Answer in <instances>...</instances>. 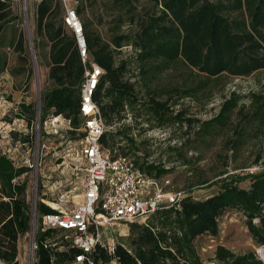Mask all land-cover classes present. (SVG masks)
<instances>
[{
	"label": "trees",
	"instance_id": "trees-1",
	"mask_svg": "<svg viewBox=\"0 0 264 264\" xmlns=\"http://www.w3.org/2000/svg\"><path fill=\"white\" fill-rule=\"evenodd\" d=\"M11 5L12 0H0V34L12 19ZM101 5L103 8L96 16L107 22L105 36L94 27L92 17L82 21L92 55L90 60L105 70L94 100L107 125L122 121L126 107L130 106L152 115L158 124L194 126L199 119L184 117L185 109L173 114L182 98L200 101L204 96L208 100L213 94L211 82L225 75H250L264 69V0H112L103 1ZM84 9V3L77 2L79 16ZM62 11L60 0L56 3L41 0L36 10L37 31L51 41L48 76L53 86L43 94V107L45 112L53 108L54 115L70 118L74 132L83 121L80 101L85 63L75 35L71 30V33L66 32L61 22ZM57 21L60 22L57 24ZM12 40H17L16 49L23 54L18 56L20 60L26 56L24 36L20 33L14 38H0V43ZM125 45H131L132 52L122 55ZM2 63L0 61V67ZM176 63L186 66L189 74L175 85V97L171 91L166 97L164 93L158 97L152 89L146 91V96L142 95L131 79L134 75L131 68L135 64L138 75L150 81ZM248 96L250 102L246 105L240 103L243 96L235 90L225 95L219 112L202 121L198 132L207 133L219 125H230L232 114L237 110L239 119L232 138L235 146L240 143L246 125L256 123V132L264 136V90L252 91ZM20 106L22 110L18 115H26L23 110L31 107L26 103ZM123 129H106L101 137L104 148L118 149L112 154L113 158L129 155L126 145L129 141L123 142L125 139L134 142L133 137H124ZM133 161L149 176L161 177L167 171L165 165L145 159ZM29 169V166L16 167L0 147V258L10 264H19L13 262L18 254V240L31 226L27 182L18 180ZM245 178H250L248 187L240 185ZM209 184H219L220 188L202 199L189 195L181 201L180 207L157 209L151 213L147 224L132 223L133 252L122 244H116L113 253L99 245L93 252L94 260L99 263L116 259L117 264H204L194 240L203 233L217 235L219 217L230 207L239 208L245 214L253 238L263 244L264 166L254 174L233 172ZM38 210L41 213L56 211L45 202L39 204ZM53 231L55 229L40 231L38 240L51 236ZM77 251L71 247L55 251L57 263L73 258ZM52 253L51 247L40 242L35 264H55L51 261ZM215 261L218 264H264L253 250L236 252L223 244L216 247Z\"/></svg>",
	"mask_w": 264,
	"mask_h": 264
},
{
	"label": "rangeland",
	"instance_id": "rangeland-1",
	"mask_svg": "<svg viewBox=\"0 0 264 264\" xmlns=\"http://www.w3.org/2000/svg\"><path fill=\"white\" fill-rule=\"evenodd\" d=\"M41 0H12V19L0 34V38L10 39L20 33L24 36V56L13 67L15 80L12 89L0 92V146L14 161H24L30 169L18 180L27 182V198L38 207L41 202H49L51 207L72 206L81 199L83 173L75 169L77 151L80 147L82 130L72 132L73 127L63 115H54L53 108L45 112L43 94L53 86L48 76L50 70L51 41L37 31L36 10ZM58 0H53L56 3ZM62 2L63 11L65 6ZM112 0H79L85 9L80 14L84 21L93 18L94 27L102 35H106L107 22L101 21L97 11L103 6L101 2ZM95 16H93L94 14ZM60 21H57V24ZM61 22L66 32L70 29ZM131 45L122 47V55L131 53ZM89 54L87 60L91 59ZM135 65L131 68L132 81L137 83L141 94L146 96L148 89L155 90L158 97H166L169 92L175 95L179 84L189 74L182 63H176L169 70L154 75L150 81H145L138 75ZM204 80V79H203ZM213 94L210 99L200 101L192 97H184L174 107L173 114L181 108L185 109L184 117H197L199 122L194 126L187 124H158L152 115H148L138 107H126L125 117L107 129L116 131L124 128V137H133L134 142L125 139L123 142L129 148L127 154L132 159L148 160L158 165H165L167 171L161 176L171 180L174 189L185 190L194 198L202 199L216 193L219 184H209L210 181L229 173L243 174V168L248 166H264V136L256 132V123L246 125L244 134L238 145L232 143L238 123L237 110L232 114L233 122L228 126L219 125L207 133L199 130L202 121L214 117L220 109L225 95L237 91L243 97L240 103L248 105L249 94L252 91L264 90V69L250 75H225L210 83ZM209 86V85H208ZM18 87V89L16 88ZM16 88V89H15ZM168 89V92L166 91ZM166 91V92H165ZM168 93V94H167ZM20 103L31 105L26 113L25 126L18 130V122L12 124L22 110ZM53 116H57L53 119ZM32 119V121H31ZM50 119L48 124L45 120ZM10 123V124H9ZM15 127V129L13 128ZM17 127V128H16ZM111 154L118 149H109ZM250 178L240 182L248 187ZM44 199V200H42ZM46 203V202H45ZM150 214L143 215L125 225H116L105 229L106 241L122 244L134 251L131 242V224H147ZM64 231L56 230L54 236L59 240L58 247L64 249L68 242L63 240ZM194 244L204 264H218L215 261V251L223 244L236 252L247 250L257 251V242L247 225L245 214L236 207L227 208L219 217V233L198 235ZM18 252L21 253V264H27L30 252V235L28 232L18 240ZM99 264H117V261Z\"/></svg>",
	"mask_w": 264,
	"mask_h": 264
},
{
	"label": "built area",
	"instance_id": "built-area-1",
	"mask_svg": "<svg viewBox=\"0 0 264 264\" xmlns=\"http://www.w3.org/2000/svg\"><path fill=\"white\" fill-rule=\"evenodd\" d=\"M62 1L65 6L63 22L75 35L77 48L85 63L80 101L83 121L78 128L84 135L80 140L74 163L75 169L83 173L82 193L81 199L75 201L71 207H53L56 211L52 212L41 213L36 202L30 203L31 226L28 231L30 252L27 264H35L37 261L40 242L52 248L51 261L55 264H99L93 258L96 247L100 245L110 253H113L116 247L115 242L105 240V229L128 224L157 209L172 205L180 207L181 201L189 196V193L174 189L168 178L143 173L135 166L129 155H118L113 158L110 150L103 147L101 137L107 125L94 100V93L105 70L90 59L87 64L89 51L83 21L77 11L78 0ZM25 117L24 114L18 115L12 123L16 124L19 121L16 128L20 131L21 126H25ZM56 117L53 116V119ZM49 120L46 119L45 124H48ZM67 121L71 123L70 118H67ZM5 154L16 167L27 166L24 161L16 162ZM261 168L263 167L258 165L248 166L242 169V173L254 174ZM45 202L50 205L49 202ZM48 229L64 231L62 241L68 242L67 247L64 249L58 247L59 240L54 236L55 231L51 236L38 240L37 234ZM70 247L78 249L73 258L57 263L55 251L68 250ZM256 254L264 261V243L257 248ZM13 262L21 264V253L18 252ZM0 264L10 263L0 258Z\"/></svg>",
	"mask_w": 264,
	"mask_h": 264
},
{
	"label": "crops",
	"instance_id": "crops-1",
	"mask_svg": "<svg viewBox=\"0 0 264 264\" xmlns=\"http://www.w3.org/2000/svg\"><path fill=\"white\" fill-rule=\"evenodd\" d=\"M16 44L17 40L0 43V61L3 62L0 67V92L14 88L13 67L17 66L18 56L23 55L19 49H16Z\"/></svg>",
	"mask_w": 264,
	"mask_h": 264
},
{
	"label": "bare ground",
	"instance_id": "bare-ground-1",
	"mask_svg": "<svg viewBox=\"0 0 264 264\" xmlns=\"http://www.w3.org/2000/svg\"><path fill=\"white\" fill-rule=\"evenodd\" d=\"M58 118V117H57Z\"/></svg>",
	"mask_w": 264,
	"mask_h": 264
}]
</instances>
